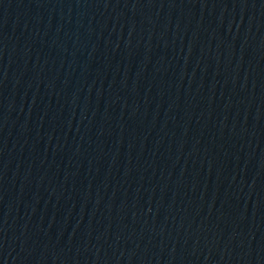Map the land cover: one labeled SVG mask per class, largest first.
<instances>
[{
  "label": "water",
  "instance_id": "water-1",
  "mask_svg": "<svg viewBox=\"0 0 264 264\" xmlns=\"http://www.w3.org/2000/svg\"><path fill=\"white\" fill-rule=\"evenodd\" d=\"M0 264H264V0H0Z\"/></svg>",
  "mask_w": 264,
  "mask_h": 264
}]
</instances>
